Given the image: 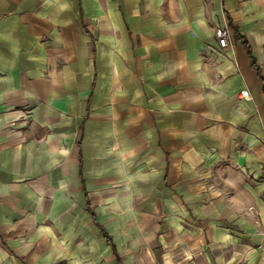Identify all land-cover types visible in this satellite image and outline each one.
Returning a JSON list of instances; mask_svg holds the SVG:
<instances>
[{
	"label": "crops",
	"instance_id": "crops-1",
	"mask_svg": "<svg viewBox=\"0 0 264 264\" xmlns=\"http://www.w3.org/2000/svg\"><path fill=\"white\" fill-rule=\"evenodd\" d=\"M263 81L264 0H0V264H264Z\"/></svg>",
	"mask_w": 264,
	"mask_h": 264
},
{
	"label": "built area",
	"instance_id": "built-area-1",
	"mask_svg": "<svg viewBox=\"0 0 264 264\" xmlns=\"http://www.w3.org/2000/svg\"><path fill=\"white\" fill-rule=\"evenodd\" d=\"M215 35L217 37V43L219 48L222 50H226L227 48L231 47V40H232V30L230 26L228 25L227 21H223L222 26H219L215 29ZM241 97L244 99H249L250 96L248 95L247 90H243L240 93Z\"/></svg>",
	"mask_w": 264,
	"mask_h": 264
},
{
	"label": "rangeland",
	"instance_id": "rangeland-1",
	"mask_svg": "<svg viewBox=\"0 0 264 264\" xmlns=\"http://www.w3.org/2000/svg\"><path fill=\"white\" fill-rule=\"evenodd\" d=\"M156 261H126V264H156ZM174 262L175 261H173V263Z\"/></svg>",
	"mask_w": 264,
	"mask_h": 264
},
{
	"label": "trees",
	"instance_id": "trees-1",
	"mask_svg": "<svg viewBox=\"0 0 264 264\" xmlns=\"http://www.w3.org/2000/svg\"><path fill=\"white\" fill-rule=\"evenodd\" d=\"M228 25L230 26V23H228ZM263 85H264V81H263ZM263 91H264V86H263ZM117 264H121V261L118 260Z\"/></svg>",
	"mask_w": 264,
	"mask_h": 264
}]
</instances>
